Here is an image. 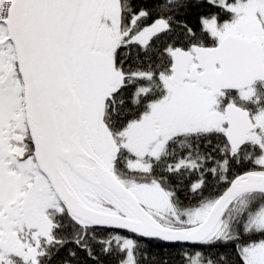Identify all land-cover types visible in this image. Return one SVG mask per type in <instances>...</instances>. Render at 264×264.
<instances>
[{
	"label": "snow or ice",
	"instance_id": "6c2138e0",
	"mask_svg": "<svg viewBox=\"0 0 264 264\" xmlns=\"http://www.w3.org/2000/svg\"><path fill=\"white\" fill-rule=\"evenodd\" d=\"M0 264H264V0H0Z\"/></svg>",
	"mask_w": 264,
	"mask_h": 264
}]
</instances>
